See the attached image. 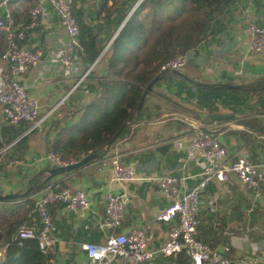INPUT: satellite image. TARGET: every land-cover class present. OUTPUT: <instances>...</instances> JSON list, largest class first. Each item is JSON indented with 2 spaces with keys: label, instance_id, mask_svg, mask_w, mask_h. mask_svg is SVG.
<instances>
[{
  "label": "crops",
  "instance_id": "0c3cea01",
  "mask_svg": "<svg viewBox=\"0 0 264 264\" xmlns=\"http://www.w3.org/2000/svg\"><path fill=\"white\" fill-rule=\"evenodd\" d=\"M28 1L12 0V6L27 9ZM84 2L80 4L83 15L86 12ZM78 5L77 2L76 6ZM263 15L264 0H239L230 14L228 33H224L218 43L202 45L198 53L186 55L187 64L180 73L201 84L231 83L244 86L256 80H264V50L260 53L252 52L245 35L247 21L253 17L260 19ZM15 18L24 23L27 20V13L24 15L18 13ZM101 22L103 23L100 18L97 23ZM52 24L55 27L54 32L61 33L59 27L55 23ZM115 34L116 31L113 36ZM99 37L103 38L104 33H100ZM58 43L55 37L47 36L41 20L25 44L28 48L39 47L46 50L51 47L58 50ZM42 61L47 67L43 77L38 78L36 72L31 69H27L20 77V83L25 86L28 97L38 103L40 114L58 104L76 77L74 74L59 71L47 58ZM104 66L105 62L102 59L98 60L92 72L102 74ZM239 70H242V73L236 74L235 72ZM156 92L158 97L150 101L151 106L160 108L157 113L153 112L155 117L131 124L129 133L114 142L103 157L105 161L113 153H118L134 168L136 180L125 183L112 181L110 168L103 162L99 164L98 171L87 176L74 171L47 178L49 179L47 185L62 182L65 187H78L84 190L91 201L90 209L79 215L69 213L57 204L48 208L56 234L61 240L50 251L53 254L52 260H56L57 264L75 263L82 256L78 246L90 242L89 238L92 240L95 238L93 234L97 231V220H102L103 215L102 195L107 191L124 192L127 197L124 220L117 231L126 233L130 229H142L153 237V244L150 247L157 248L164 242L171 226L156 220V214L167 206V200L162 195L156 178L164 174L176 175L183 178L182 189L185 190L201 182L198 175L200 169L184 161L189 136L193 130L190 124L196 121L186 110L194 108L198 112L197 120L202 123L204 117L209 114L230 116V119L224 121L208 120L206 127L218 132L214 136L226 146L230 157L244 156L251 162L264 161V134L258 135L245 128L239 123L244 113L236 114L230 105L224 103V101L234 103L237 101L236 97L229 96L223 99V105L217 102L218 109L208 113L190 104L188 98H185L184 89H180L177 84H171L170 91H167L163 84ZM173 93H180L182 97L177 98ZM87 97V92L74 90L58 105L55 116L51 119L76 112L86 102ZM182 100L188 103H183ZM261 115L253 114L251 117L264 123ZM77 116L78 114L67 116L66 121L73 122ZM49 122L25 135L23 134L26 130L24 131L22 136L26 137V151L22 158H18L17 165L10 169L0 166V195L21 193L31 189L32 186L27 188L29 177L48 167L46 163L40 161V157L46 150V135L47 138L52 136L51 132L47 133ZM2 125L6 124L0 117V127ZM24 126L27 125L21 124V127ZM41 191L33 196L34 200ZM201 200L199 240L215 249H220L224 245L230 247L231 264H242L243 259L248 256H253L258 259L259 264H264V183L258 191L252 192L246 190L233 175L223 182L212 179L202 191ZM8 204L0 202V209L6 208ZM28 216L21 226L32 223L36 225L34 216L31 218ZM3 226L5 223L0 224V234ZM87 230L92 231V235L89 232V236L85 234ZM4 245L3 237L0 235V258ZM164 257L161 254L155 256L151 264H165Z\"/></svg>",
  "mask_w": 264,
  "mask_h": 264
},
{
  "label": "trees",
  "instance_id": "16d2710c",
  "mask_svg": "<svg viewBox=\"0 0 264 264\" xmlns=\"http://www.w3.org/2000/svg\"><path fill=\"white\" fill-rule=\"evenodd\" d=\"M136 1L98 0L95 15L101 16L107 27L105 36L100 38L98 29L95 30L85 21L81 5L76 6L77 2L81 4L84 0H73L72 14L79 31L78 41L82 49L80 62L83 68L98 57ZM238 2L239 0L138 2L121 28L112 36L99 59L105 62L103 73L91 71L87 76L86 102L76 112L50 120L47 133L51 132L52 136L47 138L46 135V150L64 160L79 154L104 157L114 142L129 133L131 124L155 117L153 112L157 113L160 108L151 106L150 101L158 97L156 89L163 84L167 91L171 90V84H177L180 89H184L185 98H188L190 104L208 113L218 109L217 102L223 105V99L234 96L237 98L236 102L224 103L230 105L234 113H244L239 123L258 135L264 134L263 121L251 117L253 114H264V80H256L240 89L231 90L227 89V85L231 83L201 84L182 75L180 71L160 69L170 59L198 53L202 45L218 43L223 34L228 33L230 14ZM12 5L10 0L9 9L13 17L18 13L24 15L29 8V5L27 9ZM2 49L3 39L0 34V52ZM153 81L155 83L150 93L138 110L142 92ZM173 94L177 98L182 97L180 93ZM186 112L197 121L198 112L194 108ZM77 114V119L73 122L66 121L67 116ZM25 130L27 127L23 128L21 125L0 127V147L15 141L5 155L7 161L22 158L26 151V137L22 136ZM48 167L29 177L27 188H32L23 197L5 201L9 206L0 209V224L5 223L0 234L5 243L0 264H57L56 260H52L53 254H44L38 250L35 239L17 237V230L27 215L28 218L34 216L38 225L33 196L47 186L51 170ZM59 186H63V183L52 185L53 188ZM88 232L92 235L90 230L85 231V234ZM93 235V240L88 239L91 240L90 243L103 240L102 232L97 230ZM164 260L165 264H192L184 252L166 256Z\"/></svg>",
  "mask_w": 264,
  "mask_h": 264
},
{
  "label": "built area",
  "instance_id": "2783aa9c",
  "mask_svg": "<svg viewBox=\"0 0 264 264\" xmlns=\"http://www.w3.org/2000/svg\"><path fill=\"white\" fill-rule=\"evenodd\" d=\"M9 1L0 0V34L3 39V49L0 52V117L9 126L26 124L27 130L23 134L25 135L52 120L58 105L63 103L71 92L76 89L86 92L87 76L103 53L86 68L82 67L79 31L72 14L73 0H29L27 20L24 23L12 16ZM41 20L47 36L58 40V50L51 47L42 50L39 47L26 46L25 43L30 40L32 31ZM52 23L59 27L61 33L54 32ZM245 35L252 52L260 53L264 50V15L260 19L253 17L247 21ZM108 44L105 45L106 48ZM45 58L52 61L51 64L59 71L74 74L76 77L58 104L40 114L38 103L28 97L25 86L20 83V77L27 69L35 71L38 78L43 77L47 72V67L42 61ZM186 64L187 57L178 56L163 63L160 69L180 71ZM235 73L241 74L242 70ZM261 116L264 119V115ZM190 125L193 130L189 136L184 161L200 169L198 175L201 182L185 190L182 189L183 178L176 175L164 174L156 178L159 189L167 200V206L156 214V220L171 226L164 242L157 248L150 247L153 237L142 229H130L126 233L117 231L124 220L127 197L124 192L107 191L102 195V220L98 219L96 223L97 230L103 233V240L98 243L80 244L78 248L82 256L72 264H151L159 254L166 257L179 252H184L192 264L232 263L230 247L224 245L215 249L198 238L202 191L212 179L223 182L233 175L246 190L256 192L264 183V161L251 162L244 156L230 157L225 145L215 136L199 129L200 126L206 127V123L197 120ZM14 142L0 147V166L5 169L18 164L17 160L5 159ZM85 156L86 154H79L64 160L52 151L45 150L40 161L54 168L77 163ZM102 162L110 168L111 180L116 183L137 179L134 168L116 152ZM42 191L35 199L38 225L32 223L20 226L17 237L35 239L38 250L46 254L61 242L48 208L58 204L67 212L79 215L90 209L91 201L86 192L78 187L53 188L49 184ZM242 264L259 262L257 258L248 256L243 259Z\"/></svg>",
  "mask_w": 264,
  "mask_h": 264
},
{
  "label": "water",
  "instance_id": "95a60500",
  "mask_svg": "<svg viewBox=\"0 0 264 264\" xmlns=\"http://www.w3.org/2000/svg\"><path fill=\"white\" fill-rule=\"evenodd\" d=\"M139 0L136 1V3L134 4V6L131 8V10L128 12L126 18L124 19V21L122 22V24L118 27L117 31L121 28V26L123 25V23L127 20V17L131 14V12L134 10L135 6L138 4ZM116 31V33H117ZM113 38V37H112ZM111 39L108 41V43H110ZM107 43V44H108ZM106 44V46H107ZM106 46L102 49L101 53L102 54L106 48ZM155 83V81L151 82L144 90V92H142V95L140 97V101H139V105H138V110L140 109L142 103H144V100L146 98V96L150 93L153 84ZM242 87V85H227V89H231V90H235V89H240ZM231 117L228 115H220V114H209L206 117H204L203 122L207 124V121H224L227 119H230ZM200 130L209 133L211 135H216L218 134L217 131H212L211 129H208L207 127L204 126H200L199 127ZM111 141L107 144V147L110 145ZM103 161V157L97 156V155H86L84 158L80 159V161H78L77 163L74 164H69L67 166H61V167H54V168H50V177H54V176H58V175H64V174H68L74 171L79 172L82 175H89L94 171H98L99 169V164L102 163ZM29 190H24L21 193H8L5 195H0V202H5L7 200H14L16 198H20L23 197ZM43 193V191H42ZM41 194V193H40ZM38 194V195H40Z\"/></svg>",
  "mask_w": 264,
  "mask_h": 264
},
{
  "label": "rangeland",
  "instance_id": "374dc122",
  "mask_svg": "<svg viewBox=\"0 0 264 264\" xmlns=\"http://www.w3.org/2000/svg\"><path fill=\"white\" fill-rule=\"evenodd\" d=\"M97 1L98 0H86L84 2V4H86V7H85L86 12L84 13V17H85V20L87 22H89L90 25L95 30L98 29L99 35H100V33H104V36H105V31H106L107 27H105V23H102V22L97 23L99 21V19L101 18V16L95 15V13L97 11V5H96ZM79 5H80V3H79ZM182 101H183V103H188L187 101H184V100H182ZM23 128H25V126Z\"/></svg>",
  "mask_w": 264,
  "mask_h": 264
}]
</instances>
